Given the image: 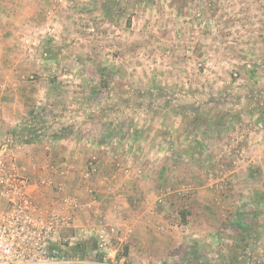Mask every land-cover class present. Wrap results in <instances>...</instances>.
Listing matches in <instances>:
<instances>
[{"label": "rangeland", "instance_id": "rangeland-1", "mask_svg": "<svg viewBox=\"0 0 264 264\" xmlns=\"http://www.w3.org/2000/svg\"><path fill=\"white\" fill-rule=\"evenodd\" d=\"M30 1L0 0L5 16L14 14L21 17L19 24H28L19 30V40H26L19 50L27 55L20 83L33 86V97H27L21 128L31 126L32 132L21 136L22 150L31 148L22 139L32 133L62 134L59 123L71 109L61 87L79 86L84 91L69 101L85 106L82 116L100 117L101 124L110 120L108 107L116 106V120L128 124L129 136L141 132L149 138L144 148L155 150L154 156L132 157L121 141L119 166L135 162L155 181L157 168H165L160 194L166 202L153 205L154 230H149L155 241L158 226L159 234L180 241L155 255H166L161 264H264V0H33V8ZM28 9L35 12L31 25ZM56 40L63 47L57 59L65 46L72 48L70 56L63 55L69 62H50ZM77 60L85 66L79 67L86 70L84 77H63L65 70L78 68ZM47 86L55 88L53 100H60L56 110L38 104ZM190 107L201 109L202 117L187 113ZM61 146V141L52 145L59 156ZM23 157L20 164L12 154L0 155V164L30 180L36 177L31 182L40 189L52 188L54 177L32 175L29 168L37 170L40 163ZM56 171L63 175L61 168ZM39 202L44 221L48 211L62 215ZM71 228V221L60 226L53 245L78 262L117 264L126 253L119 240L123 229L78 240L70 239ZM117 244L120 253L110 254Z\"/></svg>", "mask_w": 264, "mask_h": 264}, {"label": "crops", "instance_id": "crops-1", "mask_svg": "<svg viewBox=\"0 0 264 264\" xmlns=\"http://www.w3.org/2000/svg\"><path fill=\"white\" fill-rule=\"evenodd\" d=\"M30 2L31 8H33L32 5L37 7L33 0ZM27 11L26 15L30 18L31 25L35 12L30 9ZM4 13L3 8L0 7V155L12 154L20 164L23 156V160L29 164L30 158H35L40 165H35L37 170H32L30 167V173L35 175L36 172H39L40 176L47 174L54 177V186L52 188L44 187V190L48 189L49 193L45 192L43 187L40 189L38 186H34L32 196L38 203L40 200L45 201L46 205L55 207L54 210L58 213L69 216L72 222L71 229L74 230L70 239L85 240L92 234H106L107 230V233H111L113 227H116L119 230H125L119 240L123 241L121 243L124 241L126 243L124 248L126 253L117 258V264H161L166 255L163 259L158 257L159 255H155L157 253L165 254L166 245L171 247V244L180 241V236L166 237L163 234L165 232L159 234V226L155 231L157 237L155 241V236L151 235L154 231L149 230V228L154 230L151 225L155 222L150 220V212L154 210L153 205L166 202L165 196L160 194V188L164 186L165 180H160V177H165L163 173L165 168H157V181H155L146 176L151 172L149 169L137 168L135 162L132 166L124 165L123 168L119 166L118 159L122 155L120 153L122 149H119L121 141L125 143L122 146L127 147L125 151L129 152L128 155L132 157L133 153L144 157H148L150 154L154 156L155 150L151 153L149 148H144L149 138L141 136V132H139L140 134L137 132L134 137L129 136L126 131L128 124H119L116 120V106L108 107L110 120L100 124V117L91 119L82 116L85 106H82L80 102L78 105V101H69L73 98L72 96L80 95L79 92L84 90L79 86L74 87L71 84H66L61 87L66 94V100L63 103L65 107L71 109V112L68 118H63L59 123L62 126V134L59 137L55 135L36 137V141L24 144L25 147L29 145L31 148L26 151L22 150L24 147L21 148L19 143L20 136L16 134L26 121V110L29 108L27 97H33L31 95L33 86L20 83V73L23 69L21 65L24 61L22 57L27 55L22 54L19 50L21 41H26L19 40L21 37L19 30L28 27V24H19L18 20L21 17L15 18L14 14L5 16ZM28 41L31 43L36 40ZM53 43L56 45L53 48L55 54L50 56L52 65L69 62L68 56L63 55L67 52V55L70 56L72 48L69 49L65 46L67 51L60 59H57L56 56L63 50V47L60 49L57 40ZM30 50H32L31 47ZM30 58L31 64H34L32 61L34 56L31 53ZM36 63L31 67L36 69ZM76 65L77 69L65 70L62 73L63 77H84L86 70L79 68L85 67L84 64L77 60ZM43 91V94L39 96L41 101L38 104L43 105L46 110L49 108L56 110L60 100H57L58 102L53 100L55 88L47 86ZM112 110H115V113H112ZM112 114L115 118L112 117ZM65 130L66 133H64ZM156 137L158 140L160 139L159 136ZM5 139L9 143L14 142L12 147L2 143ZM154 139L155 136L150 137V142H154ZM57 141H61V147H63L59 151L60 156L56 152L58 150L52 148L53 142ZM164 153V151L163 153L159 152L157 156ZM40 167H42L41 170ZM59 168L63 175L56 174V170ZM35 179L36 177H33L31 181L36 183ZM68 195L77 197L78 206L68 207L64 201L60 200L61 197ZM2 206L3 204L0 203V207ZM157 211L161 212V209L157 208ZM161 226V229L164 230V224ZM112 236L115 237L111 234ZM261 239L257 243L258 245H261ZM120 245L117 244L109 253L118 254ZM167 261L174 263L171 260Z\"/></svg>", "mask_w": 264, "mask_h": 264}, {"label": "built area", "instance_id": "built-area-1", "mask_svg": "<svg viewBox=\"0 0 264 264\" xmlns=\"http://www.w3.org/2000/svg\"><path fill=\"white\" fill-rule=\"evenodd\" d=\"M34 186L0 164V264H84L53 245L60 226L68 227L70 218L48 211L44 221L32 196ZM63 201L68 207L78 206L76 197Z\"/></svg>", "mask_w": 264, "mask_h": 264}, {"label": "trees", "instance_id": "trees-1", "mask_svg": "<svg viewBox=\"0 0 264 264\" xmlns=\"http://www.w3.org/2000/svg\"><path fill=\"white\" fill-rule=\"evenodd\" d=\"M105 85H107V86H109V83L108 82H106L105 83ZM165 107H168V106H165ZM186 110H187V113H190V112H193V114H195L196 116V118H201L202 117V114L199 112V110H201V109H199V108H192V107H190V108H186ZM186 112V111H185ZM201 114V116H199ZM203 116L205 117V119H206V121H207V119H209L210 117L207 115V113L206 112H203ZM192 123L194 124V123H196V120H194V121H192ZM31 126H29V127H27V128H21V130H18L17 131V134L16 135H19L20 136V138H21V136L23 135V134H25V133H27V134H29V133H31L32 131H31V128H30ZM60 132H62V131H60ZM64 132V131H63ZM67 131L65 130V132L64 133H66ZM30 139L29 138H23L22 140L24 141V142H27V143H31V142H33V141H36L37 139H36V136L34 135V133H32V134H30ZM59 137V136H58ZM21 140V141H22ZM238 231H239V236H240V238L242 237V233H243V230L240 228V229H237ZM242 238H244V237H242ZM245 238H248V236H245ZM245 238H244V240H245Z\"/></svg>", "mask_w": 264, "mask_h": 264}]
</instances>
